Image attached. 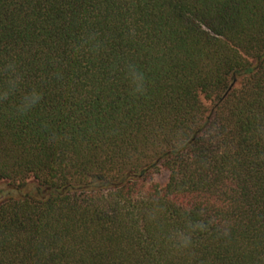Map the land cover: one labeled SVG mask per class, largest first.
<instances>
[{
    "label": "trees",
    "instance_id": "trees-1",
    "mask_svg": "<svg viewBox=\"0 0 264 264\" xmlns=\"http://www.w3.org/2000/svg\"><path fill=\"white\" fill-rule=\"evenodd\" d=\"M0 264H264V0H0Z\"/></svg>",
    "mask_w": 264,
    "mask_h": 264
},
{
    "label": "rangeland",
    "instance_id": "rangeland-1",
    "mask_svg": "<svg viewBox=\"0 0 264 264\" xmlns=\"http://www.w3.org/2000/svg\"><path fill=\"white\" fill-rule=\"evenodd\" d=\"M167 180V173L162 171L160 173H156L154 174V181L160 183V184H164Z\"/></svg>",
    "mask_w": 264,
    "mask_h": 264
},
{
    "label": "clouds",
    "instance_id": "clouds-1",
    "mask_svg": "<svg viewBox=\"0 0 264 264\" xmlns=\"http://www.w3.org/2000/svg\"><path fill=\"white\" fill-rule=\"evenodd\" d=\"M137 91H142V86L138 85ZM36 95L33 96V101H35Z\"/></svg>",
    "mask_w": 264,
    "mask_h": 264
}]
</instances>
